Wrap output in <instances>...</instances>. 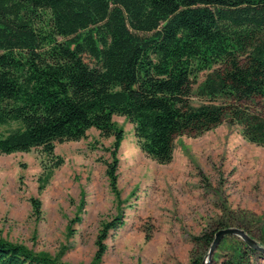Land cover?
Instances as JSON below:
<instances>
[{"label": "trees", "instance_id": "trees-1", "mask_svg": "<svg viewBox=\"0 0 264 264\" xmlns=\"http://www.w3.org/2000/svg\"><path fill=\"white\" fill-rule=\"evenodd\" d=\"M114 116L133 125L139 149L158 164L171 161L177 136L226 120L264 146V0H0V127L15 125L0 135V154L40 149L51 172L62 164L56 143L95 129L114 139L105 174L119 201L123 132ZM119 221L103 225L96 260ZM262 225L258 238L242 227L264 247ZM231 226L238 224L219 217L191 242L208 251ZM196 249L189 264H202L206 252ZM259 259L263 253L226 236L210 264ZM0 264L68 263L0 239Z\"/></svg>", "mask_w": 264, "mask_h": 264}, {"label": "rangeland", "instance_id": "rangeland-1", "mask_svg": "<svg viewBox=\"0 0 264 264\" xmlns=\"http://www.w3.org/2000/svg\"><path fill=\"white\" fill-rule=\"evenodd\" d=\"M203 78L200 73L198 82ZM112 120L123 132L116 153L119 201L105 174L114 139L95 129L79 141L56 143L62 164L51 172L40 149L0 154L1 240L68 264H189L196 249L190 237L219 217L259 237L264 146L249 143L239 125L226 120L196 137L177 136L171 161L158 164L139 149L128 120ZM14 128L2 126L0 135ZM116 217L120 224L96 260L103 225Z\"/></svg>", "mask_w": 264, "mask_h": 264}, {"label": "water", "instance_id": "water-1", "mask_svg": "<svg viewBox=\"0 0 264 264\" xmlns=\"http://www.w3.org/2000/svg\"><path fill=\"white\" fill-rule=\"evenodd\" d=\"M226 236H236L245 242L250 248L255 249L264 254V247L259 246L255 240H253L246 232L239 228H224L218 230L212 241V244L208 248V251L202 261V264H210L212 257L217 250L219 244Z\"/></svg>", "mask_w": 264, "mask_h": 264}]
</instances>
